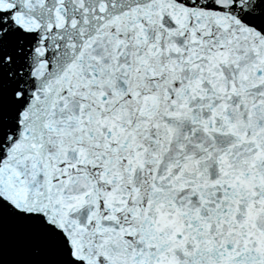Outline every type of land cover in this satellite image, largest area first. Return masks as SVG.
Here are the masks:
<instances>
[{"label":"snow or ice","instance_id":"obj_1","mask_svg":"<svg viewBox=\"0 0 264 264\" xmlns=\"http://www.w3.org/2000/svg\"><path fill=\"white\" fill-rule=\"evenodd\" d=\"M0 264H264V0H0Z\"/></svg>","mask_w":264,"mask_h":264}]
</instances>
